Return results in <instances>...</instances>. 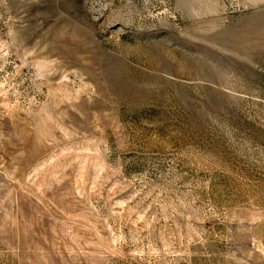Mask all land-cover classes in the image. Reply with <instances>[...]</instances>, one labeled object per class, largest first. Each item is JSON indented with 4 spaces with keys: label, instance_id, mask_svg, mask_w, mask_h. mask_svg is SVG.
Masks as SVG:
<instances>
[{
    "label": "rangeland",
    "instance_id": "rangeland-1",
    "mask_svg": "<svg viewBox=\"0 0 264 264\" xmlns=\"http://www.w3.org/2000/svg\"><path fill=\"white\" fill-rule=\"evenodd\" d=\"M0 264H264V0H0Z\"/></svg>",
    "mask_w": 264,
    "mask_h": 264
}]
</instances>
